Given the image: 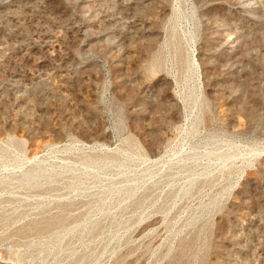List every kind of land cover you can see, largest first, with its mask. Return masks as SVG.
Returning <instances> with one entry per match:
<instances>
[{"label": "rangeland", "instance_id": "374dc122", "mask_svg": "<svg viewBox=\"0 0 264 264\" xmlns=\"http://www.w3.org/2000/svg\"><path fill=\"white\" fill-rule=\"evenodd\" d=\"M0 264H264V0H0Z\"/></svg>", "mask_w": 264, "mask_h": 264}]
</instances>
